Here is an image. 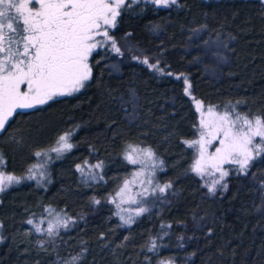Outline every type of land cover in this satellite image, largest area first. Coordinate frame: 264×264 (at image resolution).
Segmentation results:
<instances>
[{
  "label": "trees",
  "instance_id": "16d2710c",
  "mask_svg": "<svg viewBox=\"0 0 264 264\" xmlns=\"http://www.w3.org/2000/svg\"><path fill=\"white\" fill-rule=\"evenodd\" d=\"M110 36L120 51H93L79 91L16 110L0 131L2 167L17 176L59 136L73 145L42 184L0 193V264H63L81 252L79 264H264V155L246 173L229 165L227 187L209 193L190 171L197 112L184 91L187 77L196 99L264 117V0L131 3ZM130 144L154 151L157 178L172 187L125 225L107 199L132 170ZM84 162L101 163L97 177L77 170ZM46 209L68 219L49 239L27 223Z\"/></svg>",
  "mask_w": 264,
  "mask_h": 264
},
{
  "label": "snow or ice",
  "instance_id": "6c2138e0",
  "mask_svg": "<svg viewBox=\"0 0 264 264\" xmlns=\"http://www.w3.org/2000/svg\"><path fill=\"white\" fill-rule=\"evenodd\" d=\"M138 2L139 0H0V131L5 130L6 122L15 109L33 108L37 104H45L54 96L79 91L91 75L88 58L99 44L96 37H108L105 26H114L123 6ZM148 2L168 7L176 4L177 0ZM112 47L116 52L120 51L115 42ZM143 62L151 69L163 71L158 62L149 64L147 58ZM184 83V91L188 94L191 85L187 77H184ZM21 85H26V90H21ZM196 104L199 111L200 101ZM234 111V108H226L223 115L216 116L213 120L206 121L202 118L200 139L185 141L190 146L199 145L198 158L191 168L194 173L200 176L213 174L208 172L213 169L220 174L219 179H214L208 186L209 193H214L217 185H221V181L229 174L223 168L224 164L237 165L241 173H246L250 162L257 156L264 155V117L249 118L235 113L233 119L230 113ZM208 112L213 114V107ZM70 135L71 133H65L59 136L56 142L58 146L50 150L57 153L70 150L73 147L68 142ZM212 139H219V147L214 153L207 154L206 146ZM35 155L41 156L42 153L36 152ZM125 158L130 163L143 164L145 158L155 160V154L149 148L129 145ZM101 166V163H97L93 167ZM77 170L87 177L88 174L84 173L80 165H77ZM28 171L32 173L33 169ZM29 178L34 176L30 175ZM18 182L19 178L0 172V191ZM221 186L227 187L226 184ZM171 187V183H165L157 185L152 191L154 193L158 189L160 193H164ZM131 203H136V200H131ZM145 211L146 208L139 207L136 215ZM121 220L125 225L133 222L131 216L127 219L121 216ZM27 223L32 224L33 221L28 220ZM67 226L68 219L56 213L55 222L49 223L47 232L51 236L55 234V228ZM36 230L41 229L37 227ZM155 249L156 241L153 239L147 250L152 252ZM81 258L82 252L66 258L63 264H79Z\"/></svg>",
  "mask_w": 264,
  "mask_h": 264
},
{
  "label": "rangeland",
  "instance_id": "374dc122",
  "mask_svg": "<svg viewBox=\"0 0 264 264\" xmlns=\"http://www.w3.org/2000/svg\"><path fill=\"white\" fill-rule=\"evenodd\" d=\"M140 1H147V0H139V2ZM35 7H38V5H35ZM120 10H119V12H120ZM116 19H117V17H116ZM115 23H116V20H115ZM115 23H114V26H115ZM114 26H105L106 30L108 32V37H104L103 35H98L96 37V41H99V44L93 51L97 50L98 48H104V47H107L109 49H111V48L114 49L112 47L113 41H112V38L110 36V30L113 29ZM101 31H103V29ZM88 64H89V58H88ZM26 87H27L26 85H21V90H26ZM188 96L191 99L192 104L194 106V109L197 112V122L195 125L194 136L192 137V139H190V141H194V140L200 139V133L202 131L201 126H200V120L202 118L205 119L206 121L213 120V119H215L216 116L223 115L226 111V108H222V107L214 105V104H208V103H205L199 99H196L190 91L188 93ZM197 101H200V105H201L199 111L197 110V104H196ZM38 105H40V104H37L34 107H36ZM210 107H213V114H209V112H208V109ZM27 109H30V108H27ZM16 110H26V109L17 108L13 111V113ZM202 113H203V116H202ZM235 113H236L235 111H234V113H230V115L233 119L235 118ZM240 115L245 116L242 114H240ZM206 139H210V137H206ZM256 139L258 140L259 138H256ZM68 142H69V140H68ZM130 145L136 146L139 148H148V147H141V146H137V145H133V144H130ZM57 146L58 145L56 143L54 145V147H57ZM128 146H126V148L124 149V152H123L124 157L126 154V150L128 149ZM191 147L193 149V158H192V161L190 163V171L193 172L191 170V168H192L194 161L198 158L199 145H195V146H191ZM217 147H219V139H212L211 143L207 144V146H206V153L207 154L214 153ZM50 149L41 151L42 155L36 156L35 161L28 168V170L30 168L33 169L32 173H29V171H27L25 174H23L21 176L13 175L11 173L6 172L3 169L2 163H0V172H3L5 175H12V176L19 178V182L34 181L37 184H42L48 178V166L50 165V163L55 158L62 155L63 152L65 151L64 150V151H61L60 153H57V152L51 151ZM152 152L154 153L153 150H152ZM133 155L135 156L136 154H133ZM126 160L129 162L128 159H126ZM96 164L97 163L84 162V163L80 164V166L83 168L84 173L88 174L87 177H89V176L97 177L98 172H99V168L93 167ZM130 164L132 165L131 172L121 181V183L116 188V190L113 192V194L109 195V197L107 199L108 202H110L112 204L114 213L120 219H121V216H123L125 219H127L129 216H131L133 219L135 216H137L136 210L139 207L149 209L151 206H153L155 204L157 198L162 194L158 191V189L153 193V191H152L153 188H156L157 185L165 184V182H161L157 178V172H158L160 164H159V160H158L156 154H155V160H147L145 158L143 164L142 163H136V164L130 163ZM153 165H155V169H153ZM229 165H233V164H224L223 168L225 170H228ZM234 166L236 168H238L237 165H234ZM208 172L213 173V174H205L203 176H200V175H197L196 173L193 172L194 174H196L201 179V182L206 186L207 189H208V186L211 185L212 181L214 179H219V176H220L219 172H214L213 169H209ZM30 175L34 176V178H29ZM149 180H151L152 182L148 183ZM222 183H223V181H221V185H222ZM14 184H16V183H12V184L8 185L6 188H8L9 186H12ZM221 185H217L216 188H218ZM122 189H123V191H121ZM1 192L2 191H0V193ZM118 193H119V195H118ZM133 199L136 200V203H131V200H133ZM118 205H119V207H118ZM42 214H43L42 216L33 217L30 220L33 221L32 225L34 226V228L37 229V227H39L41 229L40 232L42 234H46L48 237L46 239H49L50 235L48 234L47 229L49 227L50 222H52V223L55 222L56 214H50L49 211H45ZM56 229L57 228H55L54 231ZM160 264H172V263L169 261H166V260H162L160 262Z\"/></svg>",
  "mask_w": 264,
  "mask_h": 264
}]
</instances>
